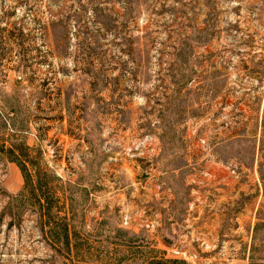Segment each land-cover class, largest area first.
Here are the masks:
<instances>
[{
    "label": "rangeland",
    "instance_id": "1",
    "mask_svg": "<svg viewBox=\"0 0 264 264\" xmlns=\"http://www.w3.org/2000/svg\"><path fill=\"white\" fill-rule=\"evenodd\" d=\"M0 264H264V0H0Z\"/></svg>",
    "mask_w": 264,
    "mask_h": 264
}]
</instances>
